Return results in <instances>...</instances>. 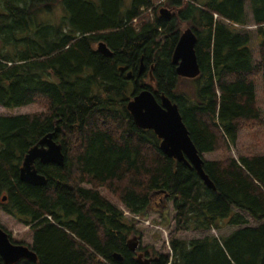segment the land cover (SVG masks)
Wrapping results in <instances>:
<instances>
[{"label": "trees", "instance_id": "obj_1", "mask_svg": "<svg viewBox=\"0 0 264 264\" xmlns=\"http://www.w3.org/2000/svg\"><path fill=\"white\" fill-rule=\"evenodd\" d=\"M56 1L58 22L49 18ZM247 2L254 30L246 0H0V106L44 108L0 115V209L29 227L37 256L15 264H141L126 246L134 218L100 188L141 217L156 199L159 209L172 201L171 254L150 264H264V154H229L242 128L264 123L255 93L257 76L264 89V0ZM184 25L195 33L200 68L192 92L172 63ZM100 41L110 55L97 51ZM144 88L177 104L200 154L223 151L203 158L214 188L135 124L126 106ZM47 133L61 144L63 165L36 159L46 184L21 181L23 156ZM224 226L236 228L176 236Z\"/></svg>", "mask_w": 264, "mask_h": 264}, {"label": "water", "instance_id": "obj_2", "mask_svg": "<svg viewBox=\"0 0 264 264\" xmlns=\"http://www.w3.org/2000/svg\"><path fill=\"white\" fill-rule=\"evenodd\" d=\"M159 13L166 18L171 15L170 11L163 7L159 9ZM195 43V33L190 27H187L179 35L172 52V63L175 65V72L178 76L193 79L199 75L200 68L195 53ZM97 51L103 55L111 54L103 41L98 42ZM142 71L143 66L140 65L139 73ZM130 75L131 72H127V77ZM126 107L138 127L151 129L157 135L160 139L159 148L163 154L193 167L204 184L209 188H214L203 170L202 154L198 152L191 140L176 103L164 94H161L158 100L150 89L144 88L132 96ZM36 159L41 163L51 162L59 166L63 165L62 146L56 142L52 133L42 136L27 150L19 169L21 181L42 186L46 184L47 179L43 174L37 172L34 165ZM5 198L6 196H3L2 200ZM138 243L137 236L132 234L127 240L126 246L135 253ZM142 255L141 253L137 254L136 259L141 264H149L151 258L142 259ZM0 257L5 264H15L23 258L34 261L37 259L36 254L27 244L12 242L2 227H0ZM113 257L116 260L121 259L117 254H114Z\"/></svg>", "mask_w": 264, "mask_h": 264}, {"label": "rangeland", "instance_id": "obj_3", "mask_svg": "<svg viewBox=\"0 0 264 264\" xmlns=\"http://www.w3.org/2000/svg\"><path fill=\"white\" fill-rule=\"evenodd\" d=\"M155 2V0H154ZM130 0H125V6L129 5ZM159 8H162L159 7ZM166 8V7H163ZM168 9V8H166ZM169 10V9H168ZM170 11V10H169ZM246 11L249 18V25H247L248 30H254L255 26L251 23V14L246 0ZM63 13L62 5L56 1L53 8L52 15H48L52 21L58 22L60 16ZM171 13V11H170ZM188 26L184 25L181 32ZM251 48L253 50L254 56H257V41L255 39L251 42ZM255 93H256V104L261 111V115L264 118V89L261 81V77H255ZM193 81L189 79H184L181 81V88L187 92H192ZM43 106L37 105L35 103L27 104L24 106L6 108L0 106V115H17L24 113H32L35 111H42ZM260 153L264 154V123L252 127L250 129L244 127L239 131L237 142L231 147L229 154L238 157L242 154ZM223 156V151L217 150L214 152L203 153L202 157L204 159H219ZM84 186H88L84 184ZM102 194H104L110 201H112L119 209H125L123 205L115 199L113 196L107 193L104 188L99 189ZM157 199L155 200V202ZM166 208L159 209V206L153 204L152 209L141 219L134 220L135 232L134 235L137 236L139 243L136 247L135 256L137 254H143L142 257L145 259L148 255H144L145 251L154 254H171L169 247V236L174 232V210L172 207V201H168ZM250 225H255L256 223L250 221ZM0 227L10 234L11 240L15 243L30 244L32 241V233L28 226H25L15 220L12 216L5 213L0 209ZM236 227L234 226H224L219 230H186L180 231L176 234L177 237L182 239H192L199 238L205 235H215L217 237L224 236L231 232ZM142 258V259H143Z\"/></svg>", "mask_w": 264, "mask_h": 264}, {"label": "built area", "instance_id": "obj_4", "mask_svg": "<svg viewBox=\"0 0 264 264\" xmlns=\"http://www.w3.org/2000/svg\"><path fill=\"white\" fill-rule=\"evenodd\" d=\"M164 0H156V3L155 4H159V3H161V2H163ZM215 17H216V15H215ZM125 213H127L126 211H125ZM135 218H138V216H134Z\"/></svg>", "mask_w": 264, "mask_h": 264}, {"label": "flooded vegetation", "instance_id": "obj_5", "mask_svg": "<svg viewBox=\"0 0 264 264\" xmlns=\"http://www.w3.org/2000/svg\"><path fill=\"white\" fill-rule=\"evenodd\" d=\"M155 205L158 206V205L156 204V202H155ZM144 255H148V256H150L151 259H152V257H153V256L151 255V253L149 254V252H147V251H145V254H144ZM153 259H154V258H153ZM150 262H151V261H150Z\"/></svg>", "mask_w": 264, "mask_h": 264}, {"label": "bare ground", "instance_id": "obj_6", "mask_svg": "<svg viewBox=\"0 0 264 264\" xmlns=\"http://www.w3.org/2000/svg\"><path fill=\"white\" fill-rule=\"evenodd\" d=\"M143 258V257H142Z\"/></svg>", "mask_w": 264, "mask_h": 264}]
</instances>
